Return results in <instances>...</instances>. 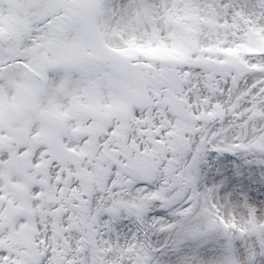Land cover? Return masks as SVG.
<instances>
[{"label":"snow or ice","instance_id":"obj_1","mask_svg":"<svg viewBox=\"0 0 264 264\" xmlns=\"http://www.w3.org/2000/svg\"><path fill=\"white\" fill-rule=\"evenodd\" d=\"M0 264H264V0H0Z\"/></svg>","mask_w":264,"mask_h":264}]
</instances>
